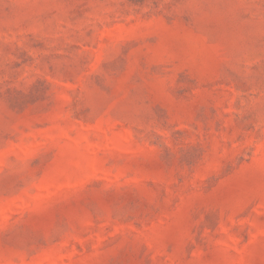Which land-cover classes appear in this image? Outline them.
I'll return each instance as SVG.
<instances>
[{
	"label": "rangeland",
	"instance_id": "rangeland-1",
	"mask_svg": "<svg viewBox=\"0 0 264 264\" xmlns=\"http://www.w3.org/2000/svg\"><path fill=\"white\" fill-rule=\"evenodd\" d=\"M0 264H264V0H0Z\"/></svg>",
	"mask_w": 264,
	"mask_h": 264
}]
</instances>
